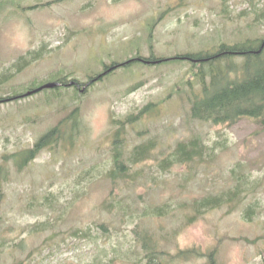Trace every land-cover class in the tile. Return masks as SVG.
Returning a JSON list of instances; mask_svg holds the SVG:
<instances>
[{"label":"rangeland","instance_id":"rangeland-1","mask_svg":"<svg viewBox=\"0 0 264 264\" xmlns=\"http://www.w3.org/2000/svg\"><path fill=\"white\" fill-rule=\"evenodd\" d=\"M260 11H264V0H228L225 5L221 0H0V96L54 82L59 75L85 81L100 72L104 63L137 54L166 57L216 50L222 43L261 36L264 19L254 21ZM37 50L42 56L25 66L29 52ZM233 58L236 63L242 61L240 56ZM226 63H220L221 71L228 69ZM186 69L184 63L135 61L93 84L80 98L72 97L73 86L53 87L1 103L0 167L8 168L10 179L0 188V241L10 244L0 247V264H136L138 251L129 247V227L116 223L115 210L109 213L102 208L110 190L108 182L96 177L88 184L74 185L73 178L106 156L111 115L123 118L164 98L153 110L156 116L137 122L127 133L129 146L147 138L157 140L153 151L157 160L138 164L149 175L135 188L141 195L139 208L166 201L177 204L227 188L232 183L230 167L241 162L257 182L255 191L262 205L253 221L242 220L240 208L226 213L223 206L168 243L161 241L172 252L176 242L179 247L194 245L203 250L218 244V257L226 264H264V130L249 118L231 124L190 120L187 98L199 94L200 87L188 83L193 77L183 76ZM77 105L83 130L74 135L72 150H59L54 159L52 151L42 149L18 173L10 154L31 146L40 132ZM193 134L224 146H218L205 166L191 172L187 165L162 170L160 157L177 140ZM183 172L193 177L185 181ZM47 219L54 224L51 229L27 230ZM108 221L115 223L111 234L94 228ZM161 222L169 231L179 224L164 218L147 225ZM87 227L88 236L71 235L74 229ZM39 245L40 251H32ZM199 262L192 259L187 264Z\"/></svg>","mask_w":264,"mask_h":264},{"label":"trees","instance_id":"trees-1","mask_svg":"<svg viewBox=\"0 0 264 264\" xmlns=\"http://www.w3.org/2000/svg\"><path fill=\"white\" fill-rule=\"evenodd\" d=\"M227 1L221 0V3L225 5ZM261 19H264V11L256 12L254 21ZM155 23L156 20L153 21L152 26ZM149 36L150 47H152L151 31ZM35 53L32 55L33 52H29L30 59L24 64L25 66L42 56L38 51ZM233 56H240L242 61L236 63ZM135 61L149 64L177 62L187 65L183 76L185 77L189 73L193 78H189L192 82L188 81V83L193 85L196 83L200 87L199 94L187 98L190 105L188 113L190 120L231 124L242 118H249L261 124L264 130V35L249 37L245 41L235 44L222 43L216 50L208 48L191 50L170 57H157L153 53L148 57L137 54L124 61L104 65L102 71L89 76L86 81L68 75L57 76L55 81L61 82V85L56 86V88L70 87L72 85H68V82L74 81L72 97L75 95L80 98L89 91V87H86L82 92L80 91V87L86 82L93 80L91 85L112 74L116 69L129 66ZM222 61L227 62L228 69L221 71L220 63ZM105 70L106 73H103ZM38 86L31 85L24 92ZM20 97L22 96L16 99ZM165 99L149 102L140 108L138 113L131 112L123 118L111 115V129L107 135L109 151L103 160L77 172L73 178L74 185L88 184L96 177L103 178L108 182L110 190L102 202V208L108 210L109 213L115 210L118 218L116 223L119 226L123 224V226L129 227L128 236L131 243L129 247L138 251L136 264H187L192 259L200 260L198 264H226L218 257V244L203 250L194 245L179 247L176 242L173 244L176 249L172 252L166 248L161 240L168 243L190 224L205 217L208 212L223 206L227 207L226 213L240 208L238 210L242 220L253 221L259 215L262 205L260 197L256 195L257 192L255 191L257 182L250 172L243 170L241 162H236L230 167L229 176L232 183L227 188L208 192L199 197H194L190 201L178 202L177 204L166 201L162 204H143L139 208L141 195L135 192V188L138 185H143L145 183L143 180L149 175L138 164L147 159L157 160L153 154L157 140L155 137L147 138L129 146L127 133L130 128L135 129L133 126L137 122H144L148 118L156 116L153 112L154 108ZM79 110L77 105L70 113L60 118L54 126L41 135L32 151L27 149L12 153V165L15 170L20 172L33 158V155L41 149L52 150L54 155L59 150L60 152L72 150V144L76 140L74 135L83 130L82 126L79 127L80 119L76 114ZM68 124H70L69 131H67ZM219 145L224 146L217 140L213 143H207L200 136L193 134L188 139L177 140L174 146L160 157L158 166L162 170H167L175 165H187L189 172H191L193 168L195 169L200 165L205 166L208 160L216 155V149ZM188 173L183 172L185 181L193 177V174ZM9 179L8 168H4L2 165L0 167V188H2L3 182ZM65 207L63 206V209ZM164 218L165 221H179V224L174 226L171 231L166 229L164 222L157 226L147 225L150 220ZM52 227H54L53 222L47 219L41 223L39 221L33 223L31 227L28 226L27 230L30 233H40ZM94 228L103 234H111L112 230L116 229L115 223L111 221L108 223L99 222L95 224ZM89 231V227L86 229L77 228L71 232V235L88 236ZM245 239L247 240V238ZM21 241L19 244H14L21 246ZM219 241L221 240L219 239ZM252 242L255 243L256 240H252ZM9 244L5 240L0 241V247ZM43 244H45V240ZM40 249L41 246L39 245L32 251H40ZM126 255L128 256L127 252Z\"/></svg>","mask_w":264,"mask_h":264},{"label":"water","instance_id":"water-1","mask_svg":"<svg viewBox=\"0 0 264 264\" xmlns=\"http://www.w3.org/2000/svg\"><path fill=\"white\" fill-rule=\"evenodd\" d=\"M56 85H57V83H47V84H45V85H43V86H41V87H39V88H37V89H35V90H33V91H29V92H27L26 95L31 94V93H33V92H36V91H38V90H40V89H42V88H51V87H54V86H56Z\"/></svg>","mask_w":264,"mask_h":264}]
</instances>
